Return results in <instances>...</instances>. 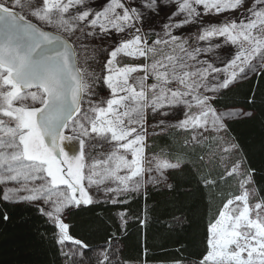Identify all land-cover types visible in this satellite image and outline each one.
<instances>
[{
	"label": "snow or ice",
	"instance_id": "6c2138e0",
	"mask_svg": "<svg viewBox=\"0 0 264 264\" xmlns=\"http://www.w3.org/2000/svg\"><path fill=\"white\" fill-rule=\"evenodd\" d=\"M252 80L264 0H0V202L42 220L52 264H149L120 241L182 187L204 232L168 264H264V185L232 129L264 105L231 95ZM85 211L108 224L96 247L71 231Z\"/></svg>",
	"mask_w": 264,
	"mask_h": 264
},
{
	"label": "trees",
	"instance_id": "16d2710c",
	"mask_svg": "<svg viewBox=\"0 0 264 264\" xmlns=\"http://www.w3.org/2000/svg\"><path fill=\"white\" fill-rule=\"evenodd\" d=\"M256 87L264 92V80L258 86L256 80L243 82L231 95L242 102L244 94ZM232 129L252 167L260 172L258 182L264 185V105L257 102L255 115L233 124ZM142 203H133L132 211L136 212ZM148 204L155 206L148 226L142 228L133 217L127 234L120 241L124 257H140L146 247L149 263H168L181 245H186L189 251L200 247L204 214L194 193L186 192L182 187L175 193L150 192ZM5 212L7 220L3 219ZM181 213L188 216L191 226L173 222L172 218ZM69 223L72 234L92 247L101 245L108 235V224L100 219L97 211L75 214ZM45 230L48 229L34 211L23 205L0 202V264H52L55 259L53 246L40 235Z\"/></svg>",
	"mask_w": 264,
	"mask_h": 264
},
{
	"label": "rangeland",
	"instance_id": "374dc122",
	"mask_svg": "<svg viewBox=\"0 0 264 264\" xmlns=\"http://www.w3.org/2000/svg\"><path fill=\"white\" fill-rule=\"evenodd\" d=\"M89 256L91 257V256H92V254H91V253H89ZM86 264H87V262H86ZM149 264H168V263H149Z\"/></svg>",
	"mask_w": 264,
	"mask_h": 264
}]
</instances>
